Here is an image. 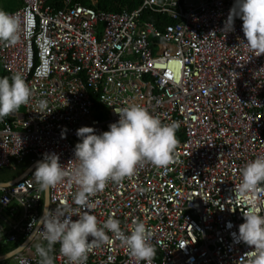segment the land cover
I'll list each match as a JSON object with an SVG mask.
<instances>
[{"label": "built area", "instance_id": "2783aa9c", "mask_svg": "<svg viewBox=\"0 0 264 264\" xmlns=\"http://www.w3.org/2000/svg\"><path fill=\"white\" fill-rule=\"evenodd\" d=\"M21 1L9 13L27 31L15 45L0 43V69L22 74L34 95L11 120H0V168L28 163L29 171L0 186V242L27 243L0 264H39V241L28 238L44 215L45 193L32 165L54 152L70 170L77 129L107 131L119 119L114 109L130 105L178 125L179 142L166 168L145 163L91 197L98 225L113 217L130 232L135 221L145 222L153 264H249L252 246L237 243L233 233L253 209L235 200L234 189L242 168L264 155V54L241 41V18L234 31L222 32L235 0H141L122 11L98 9V0H65L61 8ZM146 10L173 21L160 27L142 18ZM41 99L47 110L39 108ZM76 191L68 182L57 185L48 209L71 203ZM258 202L264 214V184ZM59 247L55 264H69ZM87 264L143 262L113 237L94 248Z\"/></svg>", "mask_w": 264, "mask_h": 264}, {"label": "clouds", "instance_id": "9594fccd", "mask_svg": "<svg viewBox=\"0 0 264 264\" xmlns=\"http://www.w3.org/2000/svg\"><path fill=\"white\" fill-rule=\"evenodd\" d=\"M236 17L243 21L246 39L241 41L244 45L257 56L264 54V0H235L222 32L234 31ZM26 31V22L22 30L17 16L0 9V43L15 45ZM232 72L237 78L240 75ZM33 95L22 74L0 76V120L27 105ZM38 106L47 110V100H39ZM114 111L119 119L111 123L107 131L97 134L91 126L77 129L80 140L75 145L74 166L70 170H66L54 152L46 153L44 159L37 162L34 176L40 191L50 193L64 182L77 188L71 203L65 200L56 208L46 209L38 223L34 225L37 221L33 222L34 231L28 239L39 241L35 245L39 264H55L57 244L69 264H87L94 248L111 243L113 237L143 264H153L156 249L150 243L152 230L146 223L137 220L131 231L126 232L120 220L109 217L99 226L97 216L89 211L96 207L91 197L103 191L109 181L118 183L131 177L145 163L166 168L179 142L178 125L163 123L141 105L115 108ZM241 177L234 189L235 200L247 202L253 210L244 215V222L233 236L237 243L242 241L252 246L249 264H264V214L258 202V190L264 184V155L248 162L241 170ZM74 216L78 218L73 219Z\"/></svg>", "mask_w": 264, "mask_h": 264}, {"label": "trees", "instance_id": "16d2710c", "mask_svg": "<svg viewBox=\"0 0 264 264\" xmlns=\"http://www.w3.org/2000/svg\"><path fill=\"white\" fill-rule=\"evenodd\" d=\"M65 0H47V3L49 5H52L55 8H61L64 6ZM86 4L92 5L93 3L91 0H85L83 1ZM141 4V0H98V2L95 4V7L102 10H108V11H122L125 8L133 9L135 7H138ZM142 18L146 20H151L155 24H157L160 27H163L165 24L171 23L173 20L172 18L167 14L157 13L150 10H146L142 14ZM0 76H7V73L5 70L0 69ZM95 98V105L96 107H100V102L98 100V94H94ZM9 120L12 119V116H7ZM7 168H0V182H7L13 179L14 177L6 178L4 177V172ZM18 176V175H17ZM22 241L20 242H0V254L8 253L15 248H17Z\"/></svg>", "mask_w": 264, "mask_h": 264}, {"label": "water", "instance_id": "95a60500", "mask_svg": "<svg viewBox=\"0 0 264 264\" xmlns=\"http://www.w3.org/2000/svg\"><path fill=\"white\" fill-rule=\"evenodd\" d=\"M41 160H43V159H41ZM41 160H39V161H41ZM34 167H37V163L34 164V165H32L31 169L34 168ZM28 171H29V170L24 171L21 175H19L18 177L14 178V179H12V180H10V181H7V182H0V186H7V185H9V184L14 183L16 180H18L19 178H21V177H23L25 174H27ZM46 203H47V204H46ZM49 205H50L49 193H47V194L45 193L44 211H45L46 209L49 208ZM26 243H27V242L22 243L19 247L15 248L14 250H12V251H10V252H8V253L0 254V261L5 260V259H8V258L14 256L16 253L22 251V250L24 249V247L26 246Z\"/></svg>", "mask_w": 264, "mask_h": 264}, {"label": "crops", "instance_id": "0c3cea01", "mask_svg": "<svg viewBox=\"0 0 264 264\" xmlns=\"http://www.w3.org/2000/svg\"><path fill=\"white\" fill-rule=\"evenodd\" d=\"M22 5V1L21 0H0V9H3L7 12L9 11H13L18 9L20 6ZM26 170V169H25ZM23 170V172L25 171ZM18 177V176H16ZM14 177V178H16ZM13 178V179H14ZM12 180V179H11ZM22 243V242H21ZM20 246V245H19ZM18 246V247H19Z\"/></svg>", "mask_w": 264, "mask_h": 264}, {"label": "rangeland", "instance_id": "374dc122", "mask_svg": "<svg viewBox=\"0 0 264 264\" xmlns=\"http://www.w3.org/2000/svg\"><path fill=\"white\" fill-rule=\"evenodd\" d=\"M191 2H195L196 0H190ZM29 166L28 163H23L19 164L16 169H6L4 172V177L9 178V177H14V176H19L23 173V170H25ZM44 207H41V211H43Z\"/></svg>", "mask_w": 264, "mask_h": 264}]
</instances>
